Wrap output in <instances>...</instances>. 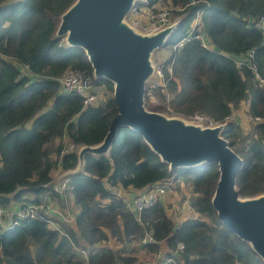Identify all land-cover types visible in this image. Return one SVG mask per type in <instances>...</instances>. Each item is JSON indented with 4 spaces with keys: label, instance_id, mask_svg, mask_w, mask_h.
Instances as JSON below:
<instances>
[{
    "label": "trees",
    "instance_id": "16d2710c",
    "mask_svg": "<svg viewBox=\"0 0 264 264\" xmlns=\"http://www.w3.org/2000/svg\"><path fill=\"white\" fill-rule=\"evenodd\" d=\"M72 0H0V206L37 202L56 196L46 187L56 173L75 165L73 148L95 144L105 136L118 108L112 85L100 80L98 105L86 106L82 97L61 90L58 79L67 70L91 76L90 64L80 48H64L53 34L58 15ZM164 3L185 14L179 27L160 49L164 87L154 89L157 102L146 97L153 111L185 116L200 115L213 122L227 121L232 110L247 103L252 117H264V36L254 22L264 14V0H146L137 6ZM200 14L199 30L210 45L203 47L191 26ZM189 36L178 49L172 47ZM253 51L252 56L248 52ZM232 55L244 59L241 65ZM171 70L167 64L171 63ZM24 67L26 72H22ZM43 77V79H39ZM170 109V110H168ZM224 137L244 160L237 174L240 194L264 192V120L244 132L232 120ZM69 141L65 148L63 139ZM170 176L191 186L190 207L202 218H187L177 225L162 200L145 209L140 221L114 188L141 190ZM218 178L217 166L167 171L141 136L120 127L110 156H86L84 173L68 178L66 191L78 207L72 241L96 244L109 237L129 242L151 233L157 243L174 250L184 245L168 264H263L234 233L221 224L211 204ZM104 201V202H102ZM12 203V204H11ZM76 233L80 238H77ZM122 257L111 249L94 250L90 264H114ZM0 264H84L66 237L43 221L27 220L0 235Z\"/></svg>",
    "mask_w": 264,
    "mask_h": 264
},
{
    "label": "water",
    "instance_id": "95a60500",
    "mask_svg": "<svg viewBox=\"0 0 264 264\" xmlns=\"http://www.w3.org/2000/svg\"><path fill=\"white\" fill-rule=\"evenodd\" d=\"M144 0H72L58 15L53 34L64 48H80L97 83L112 85L118 111L103 139L95 144H76L75 165L58 173L46 187L84 173L86 156H110L120 127L138 133L167 171L217 166L218 178L211 204L223 226L234 233L264 264V192L240 194L237 174L243 158L223 135L229 121L208 124L182 114L153 111L146 105L147 87L157 81L156 52L177 30L185 14L174 16L161 27L142 28L127 20ZM236 61L243 58L232 55ZM43 79V77H39Z\"/></svg>",
    "mask_w": 264,
    "mask_h": 264
},
{
    "label": "built area",
    "instance_id": "2783aa9c",
    "mask_svg": "<svg viewBox=\"0 0 264 264\" xmlns=\"http://www.w3.org/2000/svg\"><path fill=\"white\" fill-rule=\"evenodd\" d=\"M145 2L146 0H144V3ZM159 5H163V7L157 10L153 9ZM147 8L152 9V11H150L145 18H142V15L139 12H143V10ZM175 9L177 8L159 2L152 7H135L129 17L131 22L140 24L142 28H157L171 23ZM200 14L201 12L196 13L191 26L193 28H197L198 30L195 38L200 41L203 47L209 48L210 45L204 32L198 29ZM254 26L260 30L264 36V14L255 20ZM188 39L189 36L180 39V41L173 45L172 49H178L181 45L187 42ZM252 53L253 51H249L248 56H252ZM243 62L236 61L238 65H241ZM158 63L157 81L147 87L146 95L149 97L154 89L159 87L163 88L165 85L163 64L159 61ZM171 64L172 61L167 64V69L169 71L171 70ZM58 81L62 91L79 95L82 97L83 103L86 106L98 105L104 99V96L103 98L100 96L99 92L101 91H99V88L95 86V81L92 76H89L79 70H67L58 79ZM249 116L250 115H248V117ZM190 117L198 120L205 119L208 124L215 123L212 120L200 115H193ZM250 117L253 124L264 120V117ZM226 120H232L236 123L238 122V118L234 113H231L230 116L226 117ZM70 148H74V146H71ZM177 182L178 181L173 176H170L162 181L141 189L130 199L124 201L126 202L128 209L133 212L137 220L140 221V216L145 209L152 207L157 200H162L165 195L176 191ZM67 183L68 179H64L59 185H53L55 191L59 192V198L56 196H42L41 200L37 202H24L17 205L12 204V206L6 207L0 206V235L6 231L14 229L23 221L35 219L43 221L50 229L56 231L59 236L66 237L71 244L73 252L82 260L84 264H90V253L94 250L111 249L116 251L110 248L106 244V241H101L93 245H89L81 241H78L77 243L72 241L68 233V228H72L75 225V214L77 213L78 207L73 202L72 196L66 191ZM181 184V186H183V181ZM185 201L187 202V200ZM76 235L79 239V234L76 233ZM136 240L139 246L143 248L147 244L157 243L153 239L151 233L148 232H145L141 238ZM131 241L127 243H130ZM183 249L184 245L179 243L174 250H170L166 247L165 250L160 249L158 252L151 253L148 251L150 255L142 258L131 256L130 253H120L122 257L128 258V260L118 259L114 264H168L169 262H175L174 258L179 257Z\"/></svg>",
    "mask_w": 264,
    "mask_h": 264
},
{
    "label": "crops",
    "instance_id": "0c3cea01",
    "mask_svg": "<svg viewBox=\"0 0 264 264\" xmlns=\"http://www.w3.org/2000/svg\"><path fill=\"white\" fill-rule=\"evenodd\" d=\"M164 57L165 56H162V58H164ZM240 106L243 107V109H244L246 114L243 113L244 111H241V110H238V109H236V110L233 109L232 110V112L238 118V122H237L238 124H240L242 122L241 119H242L243 116H246L245 119L243 120L244 123H246L247 118H248V115H247V103L244 102ZM246 126H248V124H246ZM69 147H71V146H69ZM58 173H60V172H58ZM58 173H56V175ZM177 181L178 182L176 183V185H177L176 191L173 192V193H169V194L165 195L163 197L162 201L166 204L167 210H168L170 208V203H169L168 198L169 197L174 198V196H175L177 198L176 201L179 202V204L182 205L183 202H184V204H186V206H185V215H189L190 214L189 215L190 218H196L199 213H196L189 205V198L192 196L191 186L190 185L188 186L187 185L188 183L185 184L186 182L183 179H180V180H177ZM182 181H183V186H181L182 185L181 184ZM112 190H113L114 193L116 192L117 195L122 197L124 200L130 199L134 194H136V193H138L140 191V190L134 191V190H131V189L124 190V189H121V188H114ZM177 193L179 195H177ZM185 200H187V202ZM102 202H104V201H102ZM176 211L180 212L181 210H179V211L176 210ZM168 214H169V211H168ZM175 219H177V218H175ZM106 244L110 248L116 250L119 253V255H120V253H122V254L130 253L131 256H136V257H140V258L150 255V253L146 249H144L143 247L139 246L137 240H132L130 243H127V242H124V241H121V240L117 239L116 237H109L108 240H106ZM160 249L165 250L166 246L164 244H161V248Z\"/></svg>",
    "mask_w": 264,
    "mask_h": 264
},
{
    "label": "rangeland",
    "instance_id": "374dc122",
    "mask_svg": "<svg viewBox=\"0 0 264 264\" xmlns=\"http://www.w3.org/2000/svg\"><path fill=\"white\" fill-rule=\"evenodd\" d=\"M137 7H140V6H137ZM162 7H163V5H159L156 8H153V9L157 10L159 8H162ZM150 11H152V9H150V8L148 9L147 8V9H144L143 12H139V13L142 15V18H145ZM127 20L131 22L129 16H128ZM131 23H133V22H131ZM133 24L142 27L140 24H135V23H133ZM166 53H167L166 51L164 52V51L158 50L156 52L157 61L163 62L166 59V57L162 58V56H166ZM20 70L22 72H26V69L24 67H20ZM99 93H100V96L103 98V95H104L103 91L101 90V92H99ZM150 100H155L154 102L158 103L157 99H156V96L154 95L153 91L151 92ZM238 110L244 111L243 107H240ZM231 113H233V112H231ZM243 113L246 114L245 111ZM247 115H249L248 112H247ZM245 117L246 116L242 117V119H241L242 122L239 125H241L240 127L242 128V130H244V132H248L252 128L253 122L251 120V117L249 116L247 118L246 123H244L243 120L245 119ZM246 124H248V126H246ZM63 141H64V144H65V148H68L69 141L66 138H64ZM185 184H187V183H185ZM187 185L189 186V184H187ZM177 195H179V194L177 193ZM168 200H169V203H170V208L168 209L169 215H170L169 217L172 218V221H173V223H175V225H177L181 220H186L187 218H190L189 217L190 214L189 215H185V206H186V204H184V202L182 203V205L179 204V202L176 201L177 198L175 196H174V198L169 197ZM176 210H178V211L181 210V211L177 212ZM175 218H177L178 220L175 219ZM196 218H202L203 220L208 221V222L210 221L207 217H205L203 215H199V214L197 215Z\"/></svg>",
    "mask_w": 264,
    "mask_h": 264
}]
</instances>
